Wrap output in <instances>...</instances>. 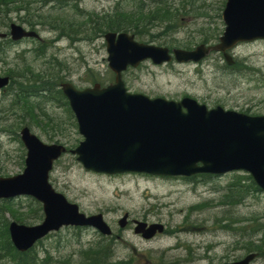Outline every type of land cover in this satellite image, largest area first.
Wrapping results in <instances>:
<instances>
[{
	"label": "rangeland",
	"instance_id": "1",
	"mask_svg": "<svg viewBox=\"0 0 264 264\" xmlns=\"http://www.w3.org/2000/svg\"><path fill=\"white\" fill-rule=\"evenodd\" d=\"M223 4L224 0L30 3L27 8L44 6L41 11L48 10L49 16L59 19L48 18L55 19L54 26H49L31 16L38 39H26L17 44L0 42V75L11 72L14 78L17 72L28 68L33 79L41 73L39 75H51L52 82L68 81L77 88L95 81L106 84L113 80L105 60L102 37L107 29L100 31L92 27L91 19L104 17L105 21L121 11L140 13V10L146 12L164 6L172 12L168 22H156L154 27L136 31L137 34L128 32L135 34L137 41L187 48L202 41L213 43L214 36L221 34ZM9 14V23L14 21L30 28L23 22L29 19L24 18L26 10L20 12L21 20L17 14ZM165 25L171 27L164 31ZM5 30L6 27H0V31ZM150 33H159L160 37L151 38ZM230 55L234 60L231 66L219 53H211L197 63L153 65L145 61L134 69L128 68L123 80L128 91L150 97L177 100L190 96L207 107L219 104L225 109L247 111L251 115L264 114V40L240 43ZM26 74L29 76V71ZM48 85L47 82L45 86ZM10 100L7 90L0 92L1 176L15 175L24 167L25 150L12 132L18 133L22 126H27L43 142H58L67 148H73L81 140L73 115L61 95H33L27 99L33 110L26 108L29 114L20 119L7 113ZM239 175L245 173L229 172L212 178L137 173L106 175L86 171L75 155L66 152L53 165L49 175L51 185L84 214L101 213L114 238L115 235L119 238L112 241L114 238H102L90 228L63 227L49 233L30 249L37 252L38 258L49 254L52 260L46 264H86L83 257L89 255L90 251L84 253L87 249L104 264H121V261L122 264H232L250 254L248 241L258 240L263 227L256 228L258 224L264 225V191L251 194H242L243 188L229 191V184ZM241 181L248 183L246 179ZM225 194L234 196L225 201ZM12 206L22 218H13L6 212L7 220L34 225L42 218L41 208L38 212L37 203L31 197L16 198ZM124 213L128 214L129 221L158 223L163 230L145 240L134 232L135 224L122 229L118 226L117 220ZM112 243L111 249L117 250L114 255L105 252ZM1 251L0 264H12ZM260 254L255 251L247 264H264V254Z\"/></svg>",
	"mask_w": 264,
	"mask_h": 264
},
{
	"label": "water",
	"instance_id": "2",
	"mask_svg": "<svg viewBox=\"0 0 264 264\" xmlns=\"http://www.w3.org/2000/svg\"><path fill=\"white\" fill-rule=\"evenodd\" d=\"M225 23L218 43L194 49H172L178 62L197 61L210 50L224 52L228 63L231 49L240 41L264 39V0H226L222 11ZM5 34L0 33V37ZM13 40L36 36L20 25L10 24ZM107 65L114 82L76 89L61 83L83 139L71 150L85 170L116 174L143 172L161 176H190L195 173L221 174L242 170L264 190V115H248L221 106L208 109L190 97L179 101L149 98L126 91L121 72L150 59L155 64L169 61L167 47L134 40L126 32L104 34ZM8 82L0 76V88ZM20 139L26 148L22 172L0 177V198L18 195L34 197L42 204L43 219L35 225L11 221L8 232L19 251L62 226H90L102 234L111 232L101 213L85 215L48 182L52 163L65 147L43 143L22 127ZM126 214L119 220L123 226ZM137 222L135 232L144 238L161 231V225ZM254 254L232 264H247Z\"/></svg>",
	"mask_w": 264,
	"mask_h": 264
},
{
	"label": "trees",
	"instance_id": "3",
	"mask_svg": "<svg viewBox=\"0 0 264 264\" xmlns=\"http://www.w3.org/2000/svg\"><path fill=\"white\" fill-rule=\"evenodd\" d=\"M34 1L35 2L41 1V3L45 5L51 2V0H34ZM34 1H31V0H0V27H7L9 20H10L8 19V17L10 16L9 13L17 14L18 19L21 20L20 12H23L24 10H26V13H27L24 15V18H29V19H24V20L22 19L23 22H25V24L33 27L35 25V22H31L32 19L30 18L31 16H34L36 18H40L44 24H47L49 26H54L53 21L59 18L49 16L51 14L48 10L41 11L40 8H43L44 6L40 7L39 9L27 8V6H30V3L31 4L35 3ZM139 12L140 13L123 12V11L119 13L116 12L117 13L116 15H111L105 21L103 20L104 17H101V18L96 17L93 20L91 19L90 22H91L92 27L97 28L100 31H103V29L105 28L107 30H112V31H121V30L132 31L133 33L137 34L136 31L142 32V29L154 27L156 22H159V21L168 22L172 16L171 10L164 6L155 7L146 12H143L142 10H140ZM48 18H55V19H48ZM170 27H171L170 25H165L164 31H166ZM162 33L164 32L162 31ZM158 35L159 33L149 34L151 38L160 37ZM215 37L216 35L214 36V38ZM26 71H29V74H30L29 76L26 74ZM26 71L23 70L21 72H17L14 75V78L12 77L11 72L9 74L10 83L7 86L6 90H7V93L11 95V100H10V103L8 104L6 111L7 113H10L11 115L15 114L16 119H20L26 116L27 114H29V111L26 108H29L31 111L33 110L32 105H28L27 99H29L33 95L40 94L38 93V91L44 93L45 96H50V95L55 96L57 94L60 95V90L57 89L58 81L55 80L52 82L51 80L53 77L50 78L51 75H39L41 74L39 73L38 75L34 76V79H33L31 70L26 68ZM47 82L49 83V85L45 86ZM12 132L15 135V137H17V132H14V131ZM245 179L248 181L247 184L241 181ZM240 188H243L241 191L242 194H245L246 192L250 193L251 191H254L256 189L254 183L252 182L250 176L248 175L235 176L233 181L229 184L230 192H234L236 189L239 190ZM233 196L234 194L232 195L225 194L224 200L226 201L227 197L232 199ZM13 201L14 200H7V201L0 202V249H2L1 255L4 257H9L12 261V264H46L48 263L50 260H52L49 254H46L42 258H38L37 252L35 250L29 249L25 253H19L11 245L8 239V236H7V230H6L7 219L5 217V213L8 212L9 215L11 214V216H13V218H16V219L22 218V217H19L17 211L13 209V206H12ZM37 206H38L37 211L39 212L40 205L37 203ZM258 226L259 227L256 229L263 227L262 235L260 236L258 240H249L248 249L250 252L258 251L259 254L260 252L264 254V225L258 224ZM88 251L92 252L91 249H87L85 250L84 253ZM93 253H89V255H86V257L85 256L83 257V259H85L86 264H104L100 258H97L96 256H92L91 254Z\"/></svg>",
	"mask_w": 264,
	"mask_h": 264
},
{
	"label": "flooded vegetation",
	"instance_id": "4",
	"mask_svg": "<svg viewBox=\"0 0 264 264\" xmlns=\"http://www.w3.org/2000/svg\"><path fill=\"white\" fill-rule=\"evenodd\" d=\"M135 220H136V219H133L132 221H129V220H128V222H127L125 228L128 227L130 224H133ZM146 222H147V221H146ZM147 223H148V222H147ZM162 230H163V229H162ZM100 237H102V236H100ZM110 237H113V235L109 236L108 238H110ZM118 238H119V236L115 235V238L112 239V241H117ZM112 246H114V243H112L111 245H109L110 249H105V252L114 255V252L117 251V250H115V249H111Z\"/></svg>",
	"mask_w": 264,
	"mask_h": 264
}]
</instances>
